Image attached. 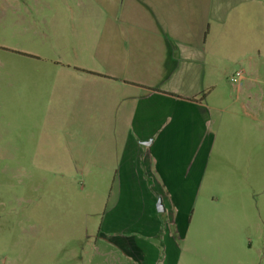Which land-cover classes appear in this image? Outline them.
<instances>
[{
	"label": "crops",
	"instance_id": "1",
	"mask_svg": "<svg viewBox=\"0 0 264 264\" xmlns=\"http://www.w3.org/2000/svg\"><path fill=\"white\" fill-rule=\"evenodd\" d=\"M60 6L78 22L62 56L70 59L64 119L92 126L68 135L66 152L73 169L97 170L116 186L99 234L176 264L179 232L190 230L196 254L200 238L229 249L233 225L238 262L264 264V0ZM202 186L220 187L217 212Z\"/></svg>",
	"mask_w": 264,
	"mask_h": 264
},
{
	"label": "rangeland",
	"instance_id": "2",
	"mask_svg": "<svg viewBox=\"0 0 264 264\" xmlns=\"http://www.w3.org/2000/svg\"><path fill=\"white\" fill-rule=\"evenodd\" d=\"M61 1L0 0V264H158L99 234L116 186L97 170L73 169L66 152L68 135L92 126L64 119L69 80L62 68L70 59L62 56L76 41L78 22L72 19L77 13L61 10ZM200 190L216 196L210 205L217 212L220 187ZM226 234L229 249L218 240L208 248L199 235L191 254L190 230H182L176 264H241L237 228L230 225Z\"/></svg>",
	"mask_w": 264,
	"mask_h": 264
},
{
	"label": "built area",
	"instance_id": "3",
	"mask_svg": "<svg viewBox=\"0 0 264 264\" xmlns=\"http://www.w3.org/2000/svg\"><path fill=\"white\" fill-rule=\"evenodd\" d=\"M241 76H242V72L239 71V70H237V71H235V72L230 76V81H231L232 83H236V82L239 81V79L241 78Z\"/></svg>",
	"mask_w": 264,
	"mask_h": 264
}]
</instances>
